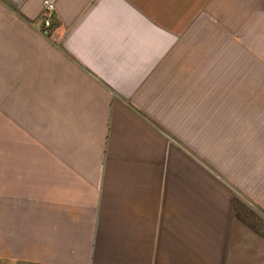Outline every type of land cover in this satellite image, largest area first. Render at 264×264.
I'll use <instances>...</instances> for the list:
<instances>
[{
	"label": "crops",
	"instance_id": "crops-1",
	"mask_svg": "<svg viewBox=\"0 0 264 264\" xmlns=\"http://www.w3.org/2000/svg\"><path fill=\"white\" fill-rule=\"evenodd\" d=\"M0 0V264H264V0Z\"/></svg>",
	"mask_w": 264,
	"mask_h": 264
},
{
	"label": "built area",
	"instance_id": "built-area-1",
	"mask_svg": "<svg viewBox=\"0 0 264 264\" xmlns=\"http://www.w3.org/2000/svg\"><path fill=\"white\" fill-rule=\"evenodd\" d=\"M58 0H43V10L41 16L44 20V25L49 27L52 22V17L55 14Z\"/></svg>",
	"mask_w": 264,
	"mask_h": 264
}]
</instances>
